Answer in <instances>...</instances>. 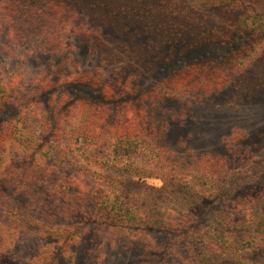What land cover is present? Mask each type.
I'll list each match as a JSON object with an SVG mask.
<instances>
[{
    "label": "trees",
    "instance_id": "1",
    "mask_svg": "<svg viewBox=\"0 0 264 264\" xmlns=\"http://www.w3.org/2000/svg\"><path fill=\"white\" fill-rule=\"evenodd\" d=\"M8 1L78 18L71 50L84 46L100 70L67 67L19 98L15 79L0 80V169L14 190L0 207L14 215L15 231L38 225L55 248L36 263L0 239V264H55L58 243L70 247L91 228L145 250L144 264H264V163L243 174L229 168V156L176 157L163 109L171 97L236 83L264 91V0ZM42 51L65 53L58 38ZM31 120L39 132L27 135L22 125ZM52 168L58 174L46 178L42 170ZM41 179L37 203L19 208L18 190Z\"/></svg>",
    "mask_w": 264,
    "mask_h": 264
},
{
    "label": "rangeland",
    "instance_id": "2",
    "mask_svg": "<svg viewBox=\"0 0 264 264\" xmlns=\"http://www.w3.org/2000/svg\"><path fill=\"white\" fill-rule=\"evenodd\" d=\"M12 5L4 0L2 11L5 10V14L0 16V80L7 82L15 79L12 90L16 98L38 78L47 76L57 79L67 67L71 73L83 71L97 75L96 72L100 70L99 61L88 54L84 46H80L77 52L71 50L77 48L79 43L76 37L70 36L69 31L71 26H81L78 18L61 15L55 17L51 12L42 13L41 9L33 6L26 11L24 5ZM11 7L17 9V13L10 10ZM55 38H58L61 50H65V53L42 51ZM246 65L245 79L251 80L259 66L257 61ZM247 89L250 88L244 87V83H236L222 91L194 97L196 99L169 98L163 109L164 115L169 116L167 144L172 153L178 158L194 154L196 160L205 155L229 156V168L243 174L250 168L258 169L264 163V91L262 88L255 91ZM22 128L27 135L38 133L39 122L31 120L24 123ZM50 172L42 170L46 178L58 174L56 168L50 169ZM146 182L157 188L162 186L160 179L148 178ZM42 184H47V181L36 180L26 190H18L22 193L17 202L19 208L23 204L37 203L34 192L43 190ZM13 193L14 190L6 181L5 172L0 169L2 208L8 204L7 198ZM12 217L14 215L0 207V239H4L8 245L5 251L12 250L17 254L24 252L23 259L36 263L46 262L49 255L45 250L55 249L50 245L47 231L41 230L38 225L15 231L19 226L12 221ZM56 225L65 224L55 221ZM60 245L62 249L55 264H144L143 255L146 252L139 247L130 248L127 243L92 228L81 232L70 247L60 242L56 248Z\"/></svg>",
    "mask_w": 264,
    "mask_h": 264
}]
</instances>
